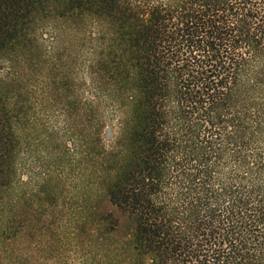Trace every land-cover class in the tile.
Masks as SVG:
<instances>
[{"label":"trees","instance_id":"1","mask_svg":"<svg viewBox=\"0 0 264 264\" xmlns=\"http://www.w3.org/2000/svg\"><path fill=\"white\" fill-rule=\"evenodd\" d=\"M64 49L86 77L42 97L66 131L37 165L22 88ZM0 63V264L28 237L80 264H264V0H0Z\"/></svg>","mask_w":264,"mask_h":264},{"label":"rangeland","instance_id":"2","mask_svg":"<svg viewBox=\"0 0 264 264\" xmlns=\"http://www.w3.org/2000/svg\"><path fill=\"white\" fill-rule=\"evenodd\" d=\"M44 40L46 39V44H50L53 41V34L51 33H44ZM68 45V44H64ZM60 53V52H59ZM82 57L80 60V63L77 65L71 64L68 61V55H67V50L64 49L60 55L57 57V63L55 64H43V65H38L36 66L33 71L39 75L38 79L39 82L35 83L36 84V90L34 91V94H30L27 92L28 88L30 87V82L26 83L24 85V88H22V94L23 96H30L33 95L34 97H37V103H36V110H35V139L34 143L32 145V152H29L28 147H27V139L28 136L25 135V143H24V155L28 157V162L30 159V155L34 156V159L37 162V165H42L45 163V159H47L48 155H50L51 151L49 152V149L53 150V154L55 152V149L51 147V145L55 144L56 135L55 131L62 130L64 126V121L62 122V119L64 118V114L62 111L59 110L57 107L56 109L53 108L49 103L44 100L42 97H53L51 89L56 88L58 86V82H63L64 86L66 87V90L68 91L66 93V97H72L70 95L71 93V88L72 85L75 87L79 86V83L82 81L84 77H86L85 70L83 69V59ZM50 60L52 61L50 55H44L43 60ZM0 67H2L0 63ZM26 72L32 71L31 66L26 67ZM75 72V73H74ZM79 73V75H78ZM75 74V76H74ZM49 77L51 84L50 85H43L41 82L44 77ZM38 77V76H37ZM70 91V92H69ZM82 90H79L78 97H83L81 94ZM50 94V96H49ZM69 110V108H68ZM75 113V112H74ZM67 117L69 118L70 124L71 122H76L74 120V114H70V112L67 113ZM80 118H83V111H81V114L79 115V123L77 125V131L72 130V133H69L65 138L64 142H66L67 146V152L70 154H73L75 152V145L77 138L82 139L84 128H83V121L80 123ZM62 128V129H61ZM66 130H62V132H65ZM76 131V134H75ZM74 132V134H73ZM116 132V130H115ZM111 128L107 129V139L110 140L112 134ZM48 135V138H47ZM37 137L39 141L37 140ZM52 137V138H51ZM49 139V140H47ZM51 140V142H50ZM64 149V147H63ZM72 155H70L71 158ZM66 161L69 162V159H66ZM39 167V166H38ZM71 175V174H70ZM72 176V175H71ZM25 179H27V174H24ZM78 181L80 183L81 177H78ZM68 183H70V179L68 180ZM69 186V185H67ZM66 195L70 196V193L66 192ZM36 238H29L26 239L24 238L21 241L20 246H13L15 251H21V253L25 256L22 258V260L18 263L14 262L13 257H7L4 258L3 255L2 257V263L3 264H80L81 259L77 257L72 251H70L68 248L64 249L61 247H58L55 251H52L51 254L48 256L44 257L39 250V247L37 244L39 241L36 242ZM11 247V246H10ZM21 247V248H20ZM20 253V252H19Z\"/></svg>","mask_w":264,"mask_h":264}]
</instances>
